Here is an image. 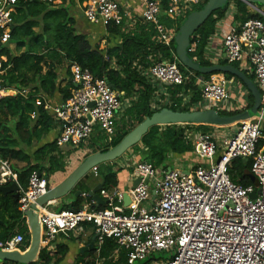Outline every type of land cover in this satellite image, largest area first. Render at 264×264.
<instances>
[{"label": "built area", "instance_id": "obj_1", "mask_svg": "<svg viewBox=\"0 0 264 264\" xmlns=\"http://www.w3.org/2000/svg\"><path fill=\"white\" fill-rule=\"evenodd\" d=\"M18 1L0 0V48L10 42ZM167 1L168 7L164 9L163 0H142V18L155 27L158 41L171 47L178 30L161 21L162 13L177 20L204 0ZM84 6L91 23L123 24L126 13L119 0H86ZM255 11L260 17L249 18L225 34L223 51L229 63L249 58L251 73L261 93L260 115L237 123L233 134L221 141L212 132L190 133L195 152L203 161L188 172L180 168H156L152 162L134 160L129 155L127 164L140 181L129 190L101 189L100 194L108 200L106 208L93 207V200H86L78 210H50L52 202L39 206L42 247L50 249L61 233L88 222L95 226L97 255L106 238H113L119 248L128 251V264H141L147 259H151V264H264V151L258 148L264 122V8L255 7ZM5 61L7 57L2 56L0 75L11 66L4 68ZM70 72L75 85L70 97L58 104L46 100V108L59 129L57 144L76 147L89 139L97 126L111 139L117 131L118 112L125 104L129 105V99L123 101L121 93L106 79L96 77L76 62L71 63ZM145 75L160 88L158 95L166 86L183 84L191 76L182 72L177 58L155 62L145 70ZM198 81L203 109L236 111L246 107L245 102L233 99L225 74L201 76ZM29 91L26 87L8 86L0 77V99L18 93L27 96ZM163 95L168 97V103L175 104L169 100L167 91ZM187 102L188 97H184L183 103ZM219 150L222 152L217 158ZM236 158L251 160L250 170L257 185L233 180L230 168ZM90 171L97 174L98 167ZM13 182L19 185V210L28 224L26 211L48 192V180L44 174L33 171L27 187H23L13 162L0 155V185ZM125 193L131 199L128 208L124 205ZM82 196L89 195L83 192ZM24 241V235L16 233L1 240L0 248L23 251ZM161 253L171 255L166 258ZM103 263V259L97 258L94 264Z\"/></svg>", "mask_w": 264, "mask_h": 264}, {"label": "trees", "instance_id": "obj_2", "mask_svg": "<svg viewBox=\"0 0 264 264\" xmlns=\"http://www.w3.org/2000/svg\"><path fill=\"white\" fill-rule=\"evenodd\" d=\"M207 1L195 5L183 18L175 20L163 14L161 21L168 27L176 26L178 30L191 12L202 9ZM234 2L237 8L235 20L239 24L249 18L260 17L257 11H252L248 3L242 0ZM73 4L74 0H54L51 4L42 0H19L13 14L10 42L0 48V58L7 57L4 68L11 65L4 75H0L4 79V84L30 89L27 96L18 93L0 99V155L13 162L23 187H27L33 171L44 174L48 180V187H54L75 169L74 165L69 163L70 160L78 163L92 153L106 151L116 146L146 117L164 107L179 111L203 109L201 105L204 98L198 78L201 76L207 78L211 74H202L181 64L177 58L175 41L171 47L160 43L155 27L146 23L143 18H139L135 28L130 31H125L123 24L107 23L108 35L94 41L78 28L72 12ZM230 4L231 2L216 10L191 37L189 55L203 66L213 64L206 57V47L210 38L216 34L218 22L226 16ZM162 6L166 9L168 1L163 0ZM257 7L264 8V5L257 4ZM117 37H120V41H117ZM104 40L106 46L102 47ZM194 44H196L194 50H190ZM176 58L182 72L191 76L183 84L166 86L169 100L175 105L168 103L163 92L158 95L160 88L148 80L145 70L155 62L174 61ZM74 62L88 68L96 77L107 79L112 88L121 93L123 101L131 99V105H127L125 114L117 124V131L111 139L97 126L89 139L67 150H63L56 139L40 144L57 126L54 116L46 108V100H50L56 94H60L62 101L70 97L75 88L70 72V65ZM218 63L229 62L220 59ZM231 64L240 68L239 62ZM62 69L66 71V79H61ZM242 70L254 80L253 73ZM223 74L248 91L247 108H250L254 98L245 84L233 74ZM183 95L188 96L187 103H183ZM154 104L156 107L152 106ZM241 111L243 110L220 112L224 115H233ZM212 127L213 125L204 124L155 125L131 147L130 155L134 151L140 155L138 160L152 162L156 168L167 170L173 160L178 158L176 156L183 158L186 154L195 153L193 133L211 132ZM262 133L258 148L264 145V122ZM236 160L240 161L241 167L245 164L241 158L232 161L230 168L232 178L247 185L249 180L245 182L234 175L233 163ZM18 163L22 165L19 166ZM110 166H112L110 163L97 166L106 188L118 184V171H112ZM246 167H251V160L248 159ZM245 177L248 178L246 175ZM91 178L92 175H86L77 184V189L88 193L91 190L89 183ZM84 200L83 196H75L71 204H61L58 211L69 208L78 210L83 206ZM88 200L92 201V198L89 196ZM92 206L97 209L107 207L96 204ZM0 220L3 221L0 224V241L16 233H22L25 238L22 249L26 250L31 235L27 221L19 210V199L13 194L0 193ZM67 252V245L62 244H59L55 251L42 247L38 259L30 264H59ZM97 258L103 259V264H128V251L119 248L115 239L106 238ZM150 261L151 259H147L141 264H151ZM91 263L94 264L95 260ZM0 264L19 263L5 261Z\"/></svg>", "mask_w": 264, "mask_h": 264}, {"label": "water", "instance_id": "obj_3", "mask_svg": "<svg viewBox=\"0 0 264 264\" xmlns=\"http://www.w3.org/2000/svg\"><path fill=\"white\" fill-rule=\"evenodd\" d=\"M233 1L237 0H208L202 9L192 11L183 21L175 35L174 41L176 44V54L180 63L190 70L197 71L202 74L221 72L235 75L245 84L247 89L253 95V105L250 108L233 115L221 114L219 110L214 108L179 111L169 107H164L154 112L151 116L146 117L141 123L134 127L116 146L106 151H97L88 155L61 183L50 188L46 194L39 197L36 203L32 204L31 207L26 211L31 235L28 248L23 251L18 249L5 251L0 248V263L5 261H13L19 264H30L36 261L42 248V226L39 219V214L37 212L39 210V206H43L49 202H54L58 199H61L74 190L76 196H81L83 191L81 189H77L76 186L81 179L89 174L93 167L108 161H114L124 155L129 149H131L133 145L142 139L143 135L146 134L151 127L155 125L167 124H204L213 126H226L237 124L241 121L260 115V90L255 81L252 80L243 70L237 68L231 63H213L209 66H203L199 61H196L189 55L191 37L194 35V33L216 10ZM242 1L253 7H257V4L264 5V0ZM227 86H229V83H227ZM88 118L92 119L90 114L88 115ZM170 169H172V167L168 168V170ZM139 181L140 179L136 178L134 186H136ZM103 188L104 183H100L87 193L97 205L105 202V199L100 194V191ZM0 193L4 195L13 194L16 199H19V185L15 182L11 183L10 185H0ZM130 201V196L128 193H125V205H127ZM2 223L3 221L0 220V224Z\"/></svg>", "mask_w": 264, "mask_h": 264}, {"label": "crops", "instance_id": "obj_4", "mask_svg": "<svg viewBox=\"0 0 264 264\" xmlns=\"http://www.w3.org/2000/svg\"><path fill=\"white\" fill-rule=\"evenodd\" d=\"M119 1L121 3L123 10L126 13L125 18L123 20V26L122 27L125 31L133 30L136 26L138 19L142 18V13L144 10V4H143L142 0H119ZM85 2H86V0H83V1L74 0L72 12H73V15L75 16L78 28L81 31L86 32L89 35V37L93 38L94 41L95 40L97 41V39H99L101 37H105L106 35H108L107 26L104 25L103 23H99V24L91 23L87 19L85 12H84V9H85L84 3ZM250 7H251L252 11L255 10V9H253L252 6H250ZM236 12H237V8L235 5V2L233 1V2H231L230 6H229V9L226 13V16L218 22V28H217L218 30H217L216 34L213 35L208 42V45L206 47V57L208 59H210V60H212V59H218V60L224 59L223 38H224L225 34H227L229 31H231V29L234 26L239 24V22H237L235 20ZM163 14H166V12H163L162 15ZM117 41H120V37H117ZM105 46L106 45H105V40H104L102 47H105ZM12 47H13V45H12ZM239 64H240L239 69L242 68L244 70H248L249 73H251V64H250V60L248 57H245L243 59V61L239 62ZM60 76H61V79H66L67 74H66V71L64 69L60 70ZM229 81H230L229 82V88H230V91L232 93V96H233V99L235 100V102H238V101L242 102L243 101V102H245V104L248 105V96H249L248 91L241 84L234 82V80H229ZM163 91H168L167 87L164 90H162V92ZM184 97H188V96L183 95V98ZM48 101L53 103V104H58V103L62 102V99H61L60 94H56L53 98H50V100H48ZM129 104L131 105V99H129ZM247 105L243 110L247 109ZM152 106L156 107L155 104ZM227 112H229V111H227ZM212 128L213 129L211 130V132L217 137V139L219 141H221L224 137H228V136L232 135L233 132L235 131V125L213 126ZM58 134H59V129H58V126H56L55 129H53L49 133V135H47V137H45L43 139V141L40 144H42L44 142L55 140L56 137L58 136ZM192 139H194V138L192 137ZM62 149L67 150V148H65V147H62ZM262 150L264 151V145L262 147ZM220 152H222V151L219 150L217 158L220 156ZM195 153L186 154L185 158H187L189 156V157L193 158L192 162H194V163L197 162L196 164L201 163L202 159H200L199 156H197ZM183 156H185V155H183ZM176 157L179 158L181 156H176ZM241 159L243 160V163H245L244 167H243V165L241 167L240 161L236 160L233 163L234 164L233 166H235L234 167V175L237 176L238 178H240V180H243L245 182H248V180H249L250 181L249 184L257 185V182H258L257 179L251 173L250 168L246 167V163L248 162V159L247 158H241ZM128 160H129L128 154H124L121 156V159H116L114 161L106 162V163H110V165H112V166H110L112 171H118V173H117L118 184L116 186H112L111 188L116 187V188L121 189V190H129L132 186H134V182L136 180V177H134V175L132 174V168H130L127 164ZM119 168H121V169H119ZM177 168H180L184 171L190 170V167L185 168V166H183V165L181 167H177ZM89 174L92 175V178L90 179L91 182H89L91 184V189H93L94 187H96L100 183H104V181L102 179L103 176L100 174V172H98L97 174H94L90 171ZM245 175L248 177L247 179H245L246 178ZM104 188H106L105 185H104ZM111 188H106V189L109 190ZM75 196H76L75 192L72 191L68 195H66L65 197L52 202V204L49 206L50 210H56L57 211L59 206L63 203L71 204L72 201L74 200ZM83 197L85 199L84 202H86V200H88L89 196L88 197L83 196ZM104 199H105V202L100 204V205L109 206L108 200L106 198H104ZM128 204L125 205V203H124L126 208H128ZM96 238H97V234H96L95 226L91 223L85 222V223H82V225L76 230L69 231L67 233H61V236L58 237L56 242L52 244V247H50V250L55 251L59 244L67 245L68 252L64 256L62 261L59 262V264H93L91 262L96 260V258L98 256L97 250L95 248L96 247Z\"/></svg>", "mask_w": 264, "mask_h": 264}, {"label": "rangeland", "instance_id": "obj_5", "mask_svg": "<svg viewBox=\"0 0 264 264\" xmlns=\"http://www.w3.org/2000/svg\"><path fill=\"white\" fill-rule=\"evenodd\" d=\"M252 7H253V6H252ZM253 9H255V7H253ZM128 106H130V104H129ZM128 106H127V104H125L124 109H121V110L118 112V120H117V124H119L120 120L123 118V116H124V114H125L124 111H125V109H126ZM233 125L236 126V124H233ZM64 147L67 148V149L71 148V147H69V146H64ZM128 151H129V152H128L127 154H128V156H129L130 153H131V149H129ZM132 151H133V150H132ZM195 154L198 156L197 153H195ZM132 155L134 156V160H138V159L140 158V155H139V154H135L134 151L132 152ZM118 159H121V157H119ZM192 159H193V158H192V157H189V156H188L187 158H185V157H183V158H176V159L173 160L171 167H173V168H177V167H181V166L183 165V166H185V168H188V167L192 168V167L195 166L196 163H197V162H195V163L192 162V161H193ZM202 161H203V159H202ZM80 162H82V161H79L78 163H74V160H73V161H71V160L69 161V163H71L72 165H74L75 168L77 167V165H78ZM18 165L20 166V165H22V164H21V163H18ZM103 169L106 170V167L103 166ZM170 255H171V253H161V254H160V256H162V257H166V258H168Z\"/></svg>", "mask_w": 264, "mask_h": 264}]
</instances>
